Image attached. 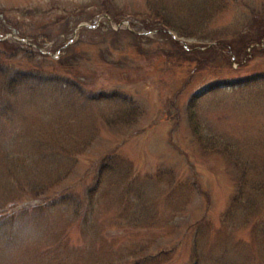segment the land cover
Wrapping results in <instances>:
<instances>
[{
  "label": "rangeland",
  "instance_id": "1",
  "mask_svg": "<svg viewBox=\"0 0 264 264\" xmlns=\"http://www.w3.org/2000/svg\"><path fill=\"white\" fill-rule=\"evenodd\" d=\"M189 1L158 4L188 17L177 36L146 0H0V56L80 90L21 88L0 117V264H264V86L235 82L264 73V35L226 40L264 0Z\"/></svg>",
  "mask_w": 264,
  "mask_h": 264
},
{
  "label": "trees",
  "instance_id": "2",
  "mask_svg": "<svg viewBox=\"0 0 264 264\" xmlns=\"http://www.w3.org/2000/svg\"><path fill=\"white\" fill-rule=\"evenodd\" d=\"M186 2V1H185ZM207 2L211 3L212 6H207ZM190 3V4H189ZM148 16L158 20V22L164 28L170 29L176 32L177 36H188L191 34V31L187 32L184 30L186 22L184 19H188V17L179 18V15L174 11H171L164 3L163 5L160 0H146ZM188 6H190L191 10L197 12L198 17L206 18L211 15L210 10L212 9H220L223 6V3H219L217 0H203L197 1L193 3L192 1L187 2ZM251 9L250 20L245 22L244 26H246V32L242 33L239 31L235 37L226 39L227 45L231 49V51L235 55H239L244 51V47H246L249 43L257 41L261 36L264 35V20L260 16L254 15V11ZM197 17V16H196ZM254 25L257 27L255 31H247L249 29L254 28ZM1 30H6L8 28L0 27ZM177 45V41H172ZM0 44L3 46L8 45L5 42L0 41ZM178 50L181 52L183 56L186 58H190L189 54L200 53L204 55L208 54L210 51H214L217 55H221L223 58V54L221 51H218L214 46H208L203 48L202 50L195 49L189 50L184 49L182 46L178 44ZM67 49V48H66ZM264 50V48H262ZM258 50V49H257ZM10 55L0 56V117L9 118L10 110L12 107L11 97L14 96L19 89H26L31 91L33 88L44 89L45 87L50 88H61V89H71V91L80 92L78 87H74V84L69 83L70 79H66L65 73H44L38 69L37 66H31L26 64H19L10 61ZM68 56L60 53L55 61L56 66H60L62 71L72 72L74 70V61L67 62ZM238 84V88L246 87L250 85L261 84L264 86V73L255 74L252 76L243 77L235 81ZM92 99H95L93 95H91ZM198 95L191 94L185 104V112L186 119L191 128L193 134L197 135L198 138V124L195 116V109L197 104ZM117 100V99H116ZM124 113L130 114L133 113V104L130 100L124 101ZM100 159L99 165L97 167L98 175H101L104 171L109 170L110 166L106 161ZM96 179V181L98 180ZM264 191V177L258 178L254 180V192ZM262 224L264 225V214L260 219ZM264 232V229H263ZM192 264H196L197 256L193 254Z\"/></svg>",
  "mask_w": 264,
  "mask_h": 264
}]
</instances>
